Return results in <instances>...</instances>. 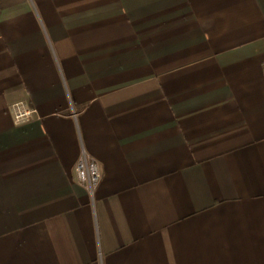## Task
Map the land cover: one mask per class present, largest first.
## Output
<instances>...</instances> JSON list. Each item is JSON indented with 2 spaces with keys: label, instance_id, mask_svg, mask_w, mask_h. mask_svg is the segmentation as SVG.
<instances>
[{
  "label": "crops",
  "instance_id": "obj_1",
  "mask_svg": "<svg viewBox=\"0 0 264 264\" xmlns=\"http://www.w3.org/2000/svg\"><path fill=\"white\" fill-rule=\"evenodd\" d=\"M263 63L264 0H0V264H264Z\"/></svg>",
  "mask_w": 264,
  "mask_h": 264
},
{
  "label": "built area",
  "instance_id": "obj_2",
  "mask_svg": "<svg viewBox=\"0 0 264 264\" xmlns=\"http://www.w3.org/2000/svg\"><path fill=\"white\" fill-rule=\"evenodd\" d=\"M34 112L35 111H19L16 115V119L21 123L29 122L32 119ZM76 174L78 182L88 190V193L91 196H93L101 178L99 165L96 159L84 152L76 165Z\"/></svg>",
  "mask_w": 264,
  "mask_h": 264
}]
</instances>
